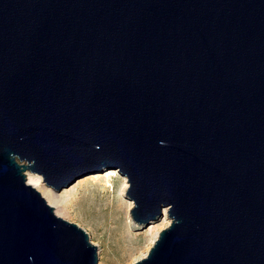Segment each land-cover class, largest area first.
<instances>
[{
	"label": "water",
	"instance_id": "1",
	"mask_svg": "<svg viewBox=\"0 0 264 264\" xmlns=\"http://www.w3.org/2000/svg\"><path fill=\"white\" fill-rule=\"evenodd\" d=\"M115 168L136 264H264V0H0V264H98L27 183Z\"/></svg>",
	"mask_w": 264,
	"mask_h": 264
},
{
	"label": "rangeland",
	"instance_id": "2",
	"mask_svg": "<svg viewBox=\"0 0 264 264\" xmlns=\"http://www.w3.org/2000/svg\"><path fill=\"white\" fill-rule=\"evenodd\" d=\"M108 169L111 168L103 167V170L84 175L61 191L50 187L40 175L44 189L52 193L53 200L50 201L46 194L38 191L54 207L57 216L76 223L88 233L92 243L98 247V264H136L148 256L160 233L172 224V219L166 212L161 219L152 221L149 225L139 223L132 217L131 210L134 206L130 209V218L125 219L124 213L119 210L132 201L127 197L129 184L126 188L125 181L128 180L120 172L107 176ZM25 173L28 177L32 172L28 170ZM108 180L110 186H106ZM112 226L115 229H111ZM155 228H159L158 231ZM154 229L156 239L150 245L147 255L131 259L126 247L131 244L145 245L147 236H151Z\"/></svg>",
	"mask_w": 264,
	"mask_h": 264
},
{
	"label": "bare ground",
	"instance_id": "3",
	"mask_svg": "<svg viewBox=\"0 0 264 264\" xmlns=\"http://www.w3.org/2000/svg\"><path fill=\"white\" fill-rule=\"evenodd\" d=\"M106 171H109L107 173V176H110V177L116 175L117 173H119V171L115 170V168H111V169H108ZM125 182H126L125 185H126V188H127V186H128L127 184H129V183L127 181H125ZM27 183L32 185L33 187H35L37 190H41L43 192V194H46L48 196L50 201L53 200L52 193L50 191L44 189L43 180H42V177L39 174H37V173H29L28 177H27ZM106 186H110V181L109 180L107 181ZM133 206H134V203L131 201L130 204H128V205L125 204V206L122 207L121 210H119V211H121V213H124L125 219L126 218H130L129 212H130V209H132ZM164 211H165L164 213L166 214L167 210L165 209ZM166 224L167 223H164V225H166ZM153 227H155V226H153ZM111 229H115L114 226H112ZM155 229L158 231L159 228L158 229L155 228ZM155 229L153 230L154 233L151 236H147V242H146L145 245L138 246V245H132L131 244L130 246L126 247L125 250L128 252V255L131 257V259H136V258H140L141 256L147 255V253H148V251L150 249V245L152 243H154V241L156 239V234H155L156 230ZM127 264H130V263H127Z\"/></svg>",
	"mask_w": 264,
	"mask_h": 264
}]
</instances>
